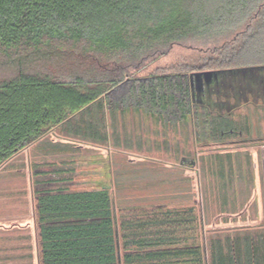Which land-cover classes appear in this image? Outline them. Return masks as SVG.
I'll list each match as a JSON object with an SVG mask.
<instances>
[{
    "label": "trees",
    "instance_id": "obj_1",
    "mask_svg": "<svg viewBox=\"0 0 264 264\" xmlns=\"http://www.w3.org/2000/svg\"><path fill=\"white\" fill-rule=\"evenodd\" d=\"M193 1L0 0V168L55 129L106 144L107 118L112 122L129 112L163 127L189 121L195 128L207 127L213 113L193 103V74L264 67L242 61L244 41L257 26L264 27V0H220L210 8ZM203 37L221 40L199 49L210 58L148 72L180 42ZM262 48L247 52L264 55ZM212 128L221 130L209 142L228 143L227 137L236 134L230 125ZM185 212L186 219L166 212L142 223L124 222L120 256L107 189L37 193L39 262L203 264L198 244L172 247L175 229L166 227L198 228L195 209ZM245 230L250 233L228 242V248L210 239L208 264H259L264 232Z\"/></svg>",
    "mask_w": 264,
    "mask_h": 264
},
{
    "label": "rangeland",
    "instance_id": "obj_2",
    "mask_svg": "<svg viewBox=\"0 0 264 264\" xmlns=\"http://www.w3.org/2000/svg\"><path fill=\"white\" fill-rule=\"evenodd\" d=\"M219 1L194 0L190 3L210 8ZM262 25L257 26L244 41V50L249 56H243L245 59L242 61L264 63V55L247 52L253 46L264 47ZM220 42L210 37L186 39L151 64L148 72L175 66H195L208 56L199 49L218 46ZM192 101L206 106L213 113L208 117L207 127L195 128L190 121L163 127L154 120L129 112L118 115L112 122L107 118L109 140L106 144L70 138L55 129L3 165L0 168V264H40L35 207L36 194L45 191L82 192L108 188L120 256L123 251L121 225L124 222L142 223L164 211H168L167 215L177 211L186 219L185 211L193 205L198 217L195 232L188 229V224L181 230L170 226L166 229L176 231L172 233L176 238L172 247L198 244L204 252L203 264L209 262L212 251L210 239L216 237L224 246L230 241H238L243 234H249L245 230L215 236L210 234L211 229L205 228V216L209 222V218L221 214L230 194H227L228 184L223 180L218 182L217 199L207 192L206 158L200 154L209 146L211 136L220 133L221 129L212 128L216 123L230 125L236 131L235 135L227 137V141L264 138V67L220 72L217 81L201 91L196 83L192 88ZM217 115L224 117L216 120ZM184 158L186 167L183 169L164 171V164L180 169ZM193 162L198 164L196 169L199 172L190 167ZM236 174L231 177V186L235 203H240L238 195L242 182ZM150 228L154 230V227ZM6 229L13 230L6 232ZM258 231L264 232V228ZM195 237L198 239L193 242ZM175 262L173 260L170 264Z\"/></svg>",
    "mask_w": 264,
    "mask_h": 264
},
{
    "label": "crops",
    "instance_id": "obj_3",
    "mask_svg": "<svg viewBox=\"0 0 264 264\" xmlns=\"http://www.w3.org/2000/svg\"><path fill=\"white\" fill-rule=\"evenodd\" d=\"M140 116L149 118L146 115ZM207 145L209 146H206L205 151L200 154L201 157L206 158L204 166L206 168L207 192L211 194L213 199H217L216 194H219L217 192L219 191L218 182L220 180L226 181L228 184L227 194H230V200L226 206L222 207L223 212L218 216L209 218V222L205 216L206 221L204 223L207 224L205 228L211 229L210 234H215V236L245 229L264 228V138L232 140L224 144L210 142ZM185 161L184 158L183 162H180V169H172L167 164L162 167L165 172L172 170L176 172L175 170H181L183 166L186 167ZM189 165L199 172V169H196L198 164L193 162ZM235 173L240 176L242 182L238 195L240 203H235L236 197L231 186L233 182L231 177ZM189 208H194V205ZM166 212L168 211H164V213ZM176 212L173 211L172 213ZM159 217L162 216L159 215ZM189 229L192 231L191 226ZM12 230L6 229V232H12ZM1 248L2 246H0ZM260 251L259 264H264V251L261 249Z\"/></svg>",
    "mask_w": 264,
    "mask_h": 264
},
{
    "label": "water",
    "instance_id": "obj_4",
    "mask_svg": "<svg viewBox=\"0 0 264 264\" xmlns=\"http://www.w3.org/2000/svg\"><path fill=\"white\" fill-rule=\"evenodd\" d=\"M219 72H200L193 74V77L197 83L202 79L203 86H209L213 81H217ZM108 189V188H107Z\"/></svg>",
    "mask_w": 264,
    "mask_h": 264
},
{
    "label": "flooded vegetation",
    "instance_id": "obj_5",
    "mask_svg": "<svg viewBox=\"0 0 264 264\" xmlns=\"http://www.w3.org/2000/svg\"><path fill=\"white\" fill-rule=\"evenodd\" d=\"M203 81H202V79L200 80V82L199 83H197L196 81H195V79L193 78L192 79V81H191V85H195L196 86V83L197 84H199V89H200V91L202 90V89H204L205 88V86H203V83H202Z\"/></svg>",
    "mask_w": 264,
    "mask_h": 264
}]
</instances>
